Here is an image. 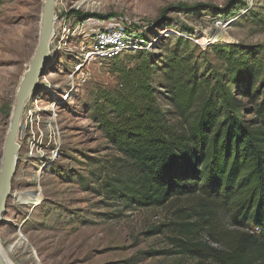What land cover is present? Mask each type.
I'll list each match as a JSON object with an SVG mask.
<instances>
[{
	"label": "rangeland",
	"instance_id": "rangeland-1",
	"mask_svg": "<svg viewBox=\"0 0 264 264\" xmlns=\"http://www.w3.org/2000/svg\"><path fill=\"white\" fill-rule=\"evenodd\" d=\"M83 1L58 0L56 13L100 14L97 19L120 23L142 37L151 30L160 46L150 41L146 54L171 49L182 38L200 71L227 73L222 53L213 46L222 42L240 43L244 56L264 68V0ZM44 2L0 0V80L6 82H0V170L19 85L39 43ZM165 22L168 26L156 31ZM222 31L226 39L213 41ZM202 38L205 42H197ZM145 53L93 63L84 79L69 75L75 51L56 50L47 60L22 114L14 189L0 229V245L15 264H219L192 256L175 239L197 244L190 249H227L232 229L224 219L218 226L209 216L182 236L179 225L186 221L178 210L188 212L193 199L128 207L100 187L98 178L108 174L99 162H114L118 153L93 114L96 101L102 104L96 98L119 87L114 61L133 66ZM51 104L53 111L46 109ZM22 193L31 198L23 201ZM39 195L41 202L35 204ZM198 225L202 228L196 232Z\"/></svg>",
	"mask_w": 264,
	"mask_h": 264
},
{
	"label": "trees",
	"instance_id": "trees-1",
	"mask_svg": "<svg viewBox=\"0 0 264 264\" xmlns=\"http://www.w3.org/2000/svg\"><path fill=\"white\" fill-rule=\"evenodd\" d=\"M162 25L156 31L168 22ZM150 31L143 37L159 45ZM213 46L227 73L200 71L182 38L164 52L140 54L133 66L113 62L119 87L96 98L102 104L96 101L93 114L118 155L99 162L108 175L98 179L128 207L193 199L188 212L178 210L186 221L179 225L182 236L209 216L218 226L224 219L232 229L227 249H190L197 244L176 237L192 256L264 264V68L244 56L240 43Z\"/></svg>",
	"mask_w": 264,
	"mask_h": 264
},
{
	"label": "built area",
	"instance_id": "built-area-1",
	"mask_svg": "<svg viewBox=\"0 0 264 264\" xmlns=\"http://www.w3.org/2000/svg\"><path fill=\"white\" fill-rule=\"evenodd\" d=\"M54 31L50 41L55 51L77 53L70 77L85 78L88 67L96 62L114 60L127 53L145 52L152 44L137 32L129 33L120 23L95 17H76L55 13ZM59 21V24H57ZM104 23V24H103ZM66 31L60 34V28ZM181 36L180 32H177ZM66 39V40H65ZM78 50H80L78 52ZM73 51V52H72ZM71 85V83H69Z\"/></svg>",
	"mask_w": 264,
	"mask_h": 264
},
{
	"label": "water",
	"instance_id": "water-1",
	"mask_svg": "<svg viewBox=\"0 0 264 264\" xmlns=\"http://www.w3.org/2000/svg\"><path fill=\"white\" fill-rule=\"evenodd\" d=\"M57 1L45 0L44 2L39 43L30 62L29 70L19 86L16 103L12 111L0 170V229L5 224L8 201L14 189V176L17 170L20 150L18 136L20 133L22 114L26 102L33 96L39 86L47 60L55 51V47H51L49 41L53 31ZM0 264H7L2 258L1 249Z\"/></svg>",
	"mask_w": 264,
	"mask_h": 264
},
{
	"label": "bare ground",
	"instance_id": "bare-ground-1",
	"mask_svg": "<svg viewBox=\"0 0 264 264\" xmlns=\"http://www.w3.org/2000/svg\"><path fill=\"white\" fill-rule=\"evenodd\" d=\"M83 2H85V0L83 1ZM53 31H54V26H53ZM53 31H52V35H53ZM129 33H131L130 31H128ZM52 35H51V37H50V41H51V38H52ZM226 33L224 32V31H222V32H220L219 34H216L213 38V41H220V40H225L226 39ZM49 41V42H50ZM197 42H205V39L204 38H202L201 40H197ZM30 67V66H29ZM28 70H29V68H28ZM28 70L26 71V73L28 72ZM25 73V74H26ZM25 74L23 75V77L25 76ZM23 77H22V79H23ZM0 82H1V84H3V85H5V83L6 82H4L3 80H0ZM21 82H22V80H21ZM21 84V83H20ZM20 86V85H19ZM36 105V104H35ZM37 107H38V104H37V106L35 107V109H37ZM55 106L53 105V104H51V105H49L46 109L47 110H50V111H53V110H55ZM41 173V172H40ZM15 193V192H14ZM20 196L22 197V199H23V201H27L29 198H31V197H28V196H26V195H24V193H22V194H20ZM34 199H35V204H37V203H40L41 202V197H40V195L39 196H36V197H34ZM0 249H1V251H2V258H3V260L7 263V264H15L5 253H4V250H3V248L1 247V245H0Z\"/></svg>",
	"mask_w": 264,
	"mask_h": 264
}]
</instances>
